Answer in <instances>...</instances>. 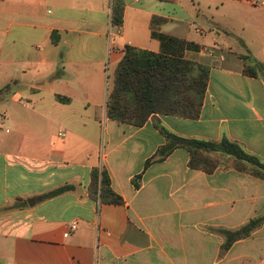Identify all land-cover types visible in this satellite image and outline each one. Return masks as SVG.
<instances>
[{
  "label": "crops",
  "instance_id": "obj_1",
  "mask_svg": "<svg viewBox=\"0 0 264 264\" xmlns=\"http://www.w3.org/2000/svg\"><path fill=\"white\" fill-rule=\"evenodd\" d=\"M122 1L115 34L111 0H0V209L33 200L0 212V264H264V222L223 253L217 232L262 215L264 181L193 170L182 148L156 160L166 130L264 165V78L240 59L264 66V0ZM125 46L207 66L199 117L106 118ZM94 168L122 205L90 199Z\"/></svg>",
  "mask_w": 264,
  "mask_h": 264
},
{
  "label": "trees",
  "instance_id": "obj_2",
  "mask_svg": "<svg viewBox=\"0 0 264 264\" xmlns=\"http://www.w3.org/2000/svg\"><path fill=\"white\" fill-rule=\"evenodd\" d=\"M123 9L122 0H111L112 27L121 26ZM240 59L244 64V74H260L264 78L263 64L249 56H240ZM208 79V67L193 59L125 46L107 91L106 118L136 128L142 127L154 115L196 120L200 115ZM57 100L66 101L62 97H57ZM162 133L166 144L158 150V161L172 150L182 148L188 152V166L193 170L212 174L217 168L233 169L264 181V165L234 142L225 138L218 142L184 139L166 130H162ZM150 162L147 161L146 165ZM70 189V186H63L40 195L36 200H48ZM88 195L101 205L123 204L122 198L112 190L109 176L103 168L91 170ZM19 201L17 199L12 206L1 208L0 212L19 208ZM22 205L27 206L24 201ZM263 222L264 212L237 229L217 230L224 239L221 252L227 251L235 242L249 237Z\"/></svg>",
  "mask_w": 264,
  "mask_h": 264
},
{
  "label": "built area",
  "instance_id": "obj_3",
  "mask_svg": "<svg viewBox=\"0 0 264 264\" xmlns=\"http://www.w3.org/2000/svg\"><path fill=\"white\" fill-rule=\"evenodd\" d=\"M113 28H114V33L115 34H120V32H121L120 26H115ZM109 34H111L110 31H109ZM64 136H65V133L63 131H59L58 132V137L64 138ZM75 229H76V223H71L70 224V230H75Z\"/></svg>",
  "mask_w": 264,
  "mask_h": 264
},
{
  "label": "water",
  "instance_id": "obj_4",
  "mask_svg": "<svg viewBox=\"0 0 264 264\" xmlns=\"http://www.w3.org/2000/svg\"><path fill=\"white\" fill-rule=\"evenodd\" d=\"M30 202H31V203H30ZM32 203H33V200H31V199H29V200L27 201V204H28L29 206H31Z\"/></svg>",
  "mask_w": 264,
  "mask_h": 264
}]
</instances>
